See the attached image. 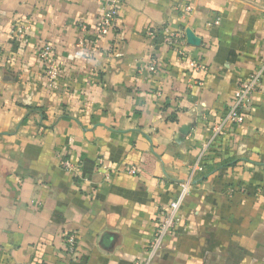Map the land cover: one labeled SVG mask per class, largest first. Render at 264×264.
Segmentation results:
<instances>
[{"label": "crops", "instance_id": "crops-1", "mask_svg": "<svg viewBox=\"0 0 264 264\" xmlns=\"http://www.w3.org/2000/svg\"><path fill=\"white\" fill-rule=\"evenodd\" d=\"M101 3L0 0V264H142L157 211L190 179L152 264H264V74L243 123L212 130L264 59V0H122L106 35Z\"/></svg>", "mask_w": 264, "mask_h": 264}, {"label": "built area", "instance_id": "built-area-1", "mask_svg": "<svg viewBox=\"0 0 264 264\" xmlns=\"http://www.w3.org/2000/svg\"><path fill=\"white\" fill-rule=\"evenodd\" d=\"M122 0H102L100 13L97 17L96 28L101 35H106L114 27L115 21L118 16L119 6ZM85 30L84 26H81ZM28 27L24 25L12 24L10 33L16 39H23ZM165 43L172 48H177L183 43L182 35L179 32H172L168 28L163 30ZM149 36L153 35L152 32L148 33ZM87 38H81L78 41L79 46H84L88 43ZM38 57L43 66V73L49 85L53 84L59 75V65L55 57L54 48L46 43L42 45L38 51ZM195 70H203V67L194 64ZM150 72H155L156 62L150 61ZM264 74V59L262 60L258 69L242 80L234 92L225 115L213 127V135L215 137L225 134L226 129L229 127L238 126L243 123L245 114L251 108L252 97L260 91L262 85V77ZM59 164L62 170L68 173L76 172V165L71 163L64 156H60ZM97 170L102 174L104 182H108L117 171L112 169L103 158L96 160ZM201 170V168H198ZM127 173L135 175L136 169L128 168ZM180 192L169 203L167 208H161L157 211L155 217L154 228L152 237L146 249V258L142 264H152L156 254L162 249L165 237L168 234L176 233L180 227V210L183 202L191 188V179L182 183ZM66 251L69 255H74L77 251V239L74 234H70L65 238Z\"/></svg>", "mask_w": 264, "mask_h": 264}]
</instances>
